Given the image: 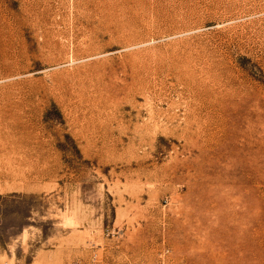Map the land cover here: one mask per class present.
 Returning a JSON list of instances; mask_svg holds the SVG:
<instances>
[{
    "label": "rangeland",
    "instance_id": "rangeland-1",
    "mask_svg": "<svg viewBox=\"0 0 264 264\" xmlns=\"http://www.w3.org/2000/svg\"><path fill=\"white\" fill-rule=\"evenodd\" d=\"M0 264H264V0H0Z\"/></svg>",
    "mask_w": 264,
    "mask_h": 264
}]
</instances>
